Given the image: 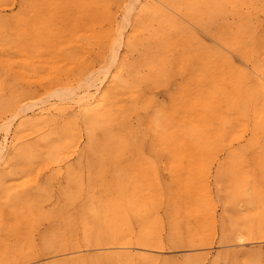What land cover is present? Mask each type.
Here are the masks:
<instances>
[{"label": "rangeland", "instance_id": "rangeland-1", "mask_svg": "<svg viewBox=\"0 0 264 264\" xmlns=\"http://www.w3.org/2000/svg\"><path fill=\"white\" fill-rule=\"evenodd\" d=\"M0 264H264V0H0Z\"/></svg>", "mask_w": 264, "mask_h": 264}, {"label": "bare ground", "instance_id": "bare-ground-1", "mask_svg": "<svg viewBox=\"0 0 264 264\" xmlns=\"http://www.w3.org/2000/svg\"><path fill=\"white\" fill-rule=\"evenodd\" d=\"M130 3H131V2H130ZM128 11H129V9H128ZM126 14H128V12H126ZM127 17L129 18V15H128ZM125 18H126V17H125ZM124 20H125V19H124ZM126 20H127V18H126ZM129 21H130V20H129ZM127 22H128V21H127ZM123 23H124V22H123ZM124 24H125V23H124ZM124 24H123V27L125 28V25H124ZM126 24H128V23H126ZM121 30H123V29H121ZM123 34H124V33H123ZM116 53H118V52H116ZM114 55H115V54H114ZM115 57H117V56H115ZM88 85H90V84L85 85L84 88H86V86H87L86 89H88V90H89L90 88H94V87L97 89L96 86H94V87L92 86V87H91V85H90V87H89ZM62 91H63V90H62ZM68 91H69V90H68ZM63 92H64V95H65V91H63ZM70 94H73V93H72V92H68V93H67V90H66V95H65V97H66V96H72V95H70ZM55 95H56V94H55ZM57 95H59V94H57ZM60 95H61L60 98H63V97H62V93H61ZM65 97H64V98H65ZM72 97H73V96H72ZM49 98H50V97H49ZM57 98H58V97H57ZM47 100H48V99H47ZM63 100H64V99H63ZM65 100H66V98H65ZM27 109H28V108L25 107L21 112H25ZM21 112H20V113H21ZM20 113H19V115H20ZM21 114H22V113H21ZM6 127H7V126H6ZM2 147H3L2 150H3V149L5 150V148H4L5 146H2Z\"/></svg>", "mask_w": 264, "mask_h": 264}]
</instances>
